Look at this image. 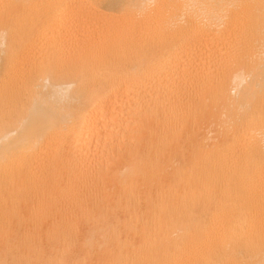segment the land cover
Here are the masks:
<instances>
[{
    "label": "bare ground",
    "instance_id": "bare-ground-1",
    "mask_svg": "<svg viewBox=\"0 0 264 264\" xmlns=\"http://www.w3.org/2000/svg\"><path fill=\"white\" fill-rule=\"evenodd\" d=\"M0 264H264V0H0Z\"/></svg>",
    "mask_w": 264,
    "mask_h": 264
}]
</instances>
